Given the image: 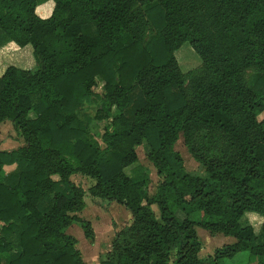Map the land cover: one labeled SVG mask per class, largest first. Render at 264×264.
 Here are the masks:
<instances>
[{
  "label": "trees",
  "instance_id": "trees-1",
  "mask_svg": "<svg viewBox=\"0 0 264 264\" xmlns=\"http://www.w3.org/2000/svg\"><path fill=\"white\" fill-rule=\"evenodd\" d=\"M185 42L201 65L183 73ZM8 43L31 45L36 68L0 74V124L23 139L0 151V264H87L67 233L94 238L79 216L86 193L131 216L99 264H217L239 252L264 264V0H0ZM92 120L107 124L92 132ZM180 138L203 176L184 172ZM142 144L160 178L153 193ZM77 174L94 180L87 191ZM246 212L262 216L258 234ZM197 227L234 241L200 258Z\"/></svg>",
  "mask_w": 264,
  "mask_h": 264
},
{
  "label": "rangeland",
  "instance_id": "rangeland-1",
  "mask_svg": "<svg viewBox=\"0 0 264 264\" xmlns=\"http://www.w3.org/2000/svg\"><path fill=\"white\" fill-rule=\"evenodd\" d=\"M48 5H39L37 11L40 12L41 8L47 7ZM50 12V7L48 13ZM29 51L32 50L31 45L26 47ZM30 56H33L30 52ZM175 57L178 65L183 73L189 70L198 68L201 65L200 58L193 51L189 42H185L182 46L175 52ZM36 66H32L35 69ZM255 74L253 71H247L246 77L253 78ZM96 93L102 96V87L99 86L96 89ZM99 104L93 100H88L84 105L83 111L87 113L91 118L94 116L96 109ZM264 118V112L258 116L259 120ZM107 124L106 121L92 120L90 128L92 132L101 131V129ZM2 142H4L3 145ZM23 143V139L18 135V133L13 128H3L0 130V148L10 149L11 146ZM174 149L179 152L183 158V170L189 174H197L203 176V170L201 166L192 158L189 154L187 147L185 146L182 138H180ZM139 163L146 169L151 178V183L149 186V192L153 193L156 186L160 183V178L156 174V170L148 159V146L145 144L140 145L136 148ZM9 170V169H7ZM72 181L74 184L82 187L84 191H87L88 187L94 183L89 177L82 175L72 176ZM86 202V207L79 213V216L91 223L94 231L93 240H89L84 237L82 229L78 225H72L67 229V233L72 235L77 240V248L80 250L83 260L87 264H99V262L104 258V256L110 251L111 243L115 232H117L121 227L129 224L131 219L126 215L130 214L123 206L116 204L115 202L101 201L98 198H92L86 193L84 197ZM154 212L157 214V207H152ZM180 217L183 216L181 212L178 213ZM130 216V215H129ZM245 221L249 222L253 227V230L258 234L260 229V223L262 222L259 217L255 215L245 216ZM199 240L201 242V248L199 252V257L206 259L214 254V251L225 244H230L234 241L231 237H225L222 234L215 236H209L208 233L197 227L196 228ZM217 264H248V253L239 252L234 257L228 259H222ZM251 264H257L253 262Z\"/></svg>",
  "mask_w": 264,
  "mask_h": 264
},
{
  "label": "crops",
  "instance_id": "crops-1",
  "mask_svg": "<svg viewBox=\"0 0 264 264\" xmlns=\"http://www.w3.org/2000/svg\"><path fill=\"white\" fill-rule=\"evenodd\" d=\"M45 4L48 6L41 8L40 12H38V14L42 18H46L50 14V13H48V10H49V7L51 8V6H52L50 1H48ZM27 46L28 45L20 48V47L16 46L14 43H8L7 45L0 47V74H2L4 72V70L9 66H14V67L24 69V70H34V69H32V66L34 67L35 60H34V57H33V59L31 58L30 52L32 54V50L29 51L28 49H26ZM32 56H33V54H32ZM29 117L33 118V114L30 113ZM9 127L14 129L13 123L11 121L7 120V121H4L0 124V130L3 128H9ZM3 143L4 142H2V144ZM3 145H5V144H3ZM21 145H23V143L17 144L15 146H11L10 149L0 148V151L13 150V149L18 148ZM11 168L12 167H5L4 169L7 170V169H11ZM71 179H72V177H71ZM126 215L131 219V216H129L130 214L129 215L126 214ZM248 215H255V216L259 217V219H261V221H263L262 216H260L257 213L246 212L245 216H248ZM261 223H260V227H261Z\"/></svg>",
  "mask_w": 264,
  "mask_h": 264
}]
</instances>
